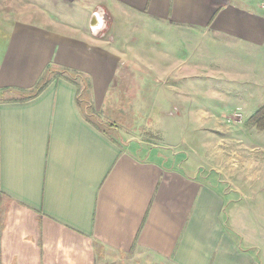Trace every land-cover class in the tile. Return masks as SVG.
<instances>
[{"label":"crops","instance_id":"1","mask_svg":"<svg viewBox=\"0 0 264 264\" xmlns=\"http://www.w3.org/2000/svg\"><path fill=\"white\" fill-rule=\"evenodd\" d=\"M263 5L0 0V264H104L102 258L111 256L100 246L123 253V264H258L257 223L242 208L243 188L227 190L197 176L176 160L177 152L165 162L123 148L85 115L78 83L64 77L52 76L34 98L13 100L55 67L84 74L91 106L100 108L116 92L125 61L145 69L141 92L158 93L165 76L157 69L150 75L148 45L130 37L127 19L136 14L171 24L173 35L180 28L213 35L209 50L227 51L234 44L242 53L264 48ZM127 36L128 42L120 40ZM174 38L172 55H158L154 64L172 67L166 78L184 82L193 74L211 75L197 54L188 53L201 50L196 37L183 45ZM177 90L173 83L171 91ZM7 92L20 96L4 97Z\"/></svg>","mask_w":264,"mask_h":264},{"label":"rangeland","instance_id":"2","mask_svg":"<svg viewBox=\"0 0 264 264\" xmlns=\"http://www.w3.org/2000/svg\"><path fill=\"white\" fill-rule=\"evenodd\" d=\"M126 27L131 28L130 37L136 39L135 43L148 45L144 53L149 62L153 61L150 75L155 76V69L157 74H164L165 89L158 93L141 92L144 84L140 83L139 75L147 74L145 69L133 63L127 65L125 61L112 88L116 92L100 108L93 104L91 107L89 90L78 79L84 99L82 110L110 138L139 156L154 154L168 162L177 152L176 160L195 168L197 176L222 183L227 190L236 186L243 188L246 193L242 196L245 199L242 208L251 210L249 213L257 223L253 226L257 263L264 264V128L251 120L264 106L263 46L256 51L245 49L242 53L234 44L227 51L209 50L213 35H191L184 32V28L175 29L180 31L173 35L171 24L157 23L136 14L127 19ZM175 36L182 45L188 38L196 37L201 50H188V53H195V57L197 54L196 60L203 63L211 75L193 74L184 82L166 78L172 67L160 65L159 61L157 66L154 64L158 55L167 58L172 55L171 42L175 41ZM121 38L128 42L129 36ZM183 52L185 48L180 54ZM173 83L177 91H171ZM4 94V97L20 96L18 92ZM238 197L240 194L236 195ZM100 251L111 256L110 260L124 263L123 253L110 254L102 250V246ZM133 255L134 251L129 256ZM102 260L110 261L109 257ZM107 261L104 264H109Z\"/></svg>","mask_w":264,"mask_h":264},{"label":"trees","instance_id":"3","mask_svg":"<svg viewBox=\"0 0 264 264\" xmlns=\"http://www.w3.org/2000/svg\"><path fill=\"white\" fill-rule=\"evenodd\" d=\"M83 75L84 74H82L81 72L76 71V70L66 69L65 71H63V70H59V68L49 67L46 70L43 77L41 78V80L36 85V87L32 89V91L28 92L27 94H23V96L20 97V99H16L13 101L28 100V99L36 97L40 92H42L47 87L52 76L53 77H57V76L64 77V78L70 80L71 82H73L75 84L78 83V79H79L80 81L83 82L84 86L86 85V90L87 89L90 90L91 84L84 78ZM7 90L8 89H6L5 91H7ZM5 101H9V100L5 99ZM79 103H80V101H79ZM88 107L90 108V105ZM251 120L254 122L255 125H257L261 128H264V106L261 107L252 116ZM94 124H96V123H94Z\"/></svg>","mask_w":264,"mask_h":264},{"label":"built area","instance_id":"4","mask_svg":"<svg viewBox=\"0 0 264 264\" xmlns=\"http://www.w3.org/2000/svg\"><path fill=\"white\" fill-rule=\"evenodd\" d=\"M263 7H264V5H263Z\"/></svg>","mask_w":264,"mask_h":264}]
</instances>
